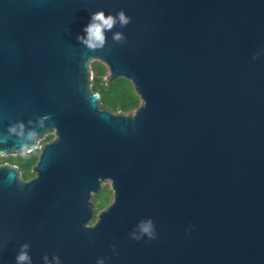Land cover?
<instances>
[{
  "label": "water",
  "instance_id": "obj_1",
  "mask_svg": "<svg viewBox=\"0 0 264 264\" xmlns=\"http://www.w3.org/2000/svg\"><path fill=\"white\" fill-rule=\"evenodd\" d=\"M36 149L0 165V264H264V0H0V156Z\"/></svg>",
  "mask_w": 264,
  "mask_h": 264
},
{
  "label": "trees",
  "instance_id": "obj_2",
  "mask_svg": "<svg viewBox=\"0 0 264 264\" xmlns=\"http://www.w3.org/2000/svg\"><path fill=\"white\" fill-rule=\"evenodd\" d=\"M92 68V90L100 95V106L103 109L112 112H133L141 103L132 83L126 79L120 78L110 85L106 84L105 77L107 75V67L98 62L93 61ZM47 137L45 141L50 140ZM39 150L17 156H0V164L9 163L18 167L23 180H29L35 176L32 172L33 166L37 163ZM111 201V191L105 187L103 191L95 196L94 203L96 209L106 208Z\"/></svg>",
  "mask_w": 264,
  "mask_h": 264
},
{
  "label": "clouds",
  "instance_id": "obj_3",
  "mask_svg": "<svg viewBox=\"0 0 264 264\" xmlns=\"http://www.w3.org/2000/svg\"><path fill=\"white\" fill-rule=\"evenodd\" d=\"M117 15L122 24L127 22L123 11L119 12ZM112 23L113 17L111 15H108L105 18L103 11L91 13L88 22L84 24L81 28V31L84 33V36L88 38L87 41L79 35L77 36V39L80 40L82 43H87L88 47H95L96 45L93 44L91 41L94 39L95 41L102 42L103 36L101 30L111 28ZM115 38H119V34H117ZM142 231L148 233L149 239L155 238V235L149 232L148 227L142 228ZM137 239H139V237H137ZM22 258H26L24 254H20L16 257L17 260H24ZM97 264H102V262L98 261Z\"/></svg>",
  "mask_w": 264,
  "mask_h": 264
},
{
  "label": "flooded vegetation",
  "instance_id": "obj_4",
  "mask_svg": "<svg viewBox=\"0 0 264 264\" xmlns=\"http://www.w3.org/2000/svg\"><path fill=\"white\" fill-rule=\"evenodd\" d=\"M49 136L51 137V139L48 140V141H45V139H46L47 137H49ZM54 136H55L54 133H50V134L46 135L45 139H44L43 141H41V142L39 143V145H42V144H45V143L51 142V141L54 139ZM36 150H38V149H36ZM4 164H9V163H2V164H0V165H4ZM32 178H33V177H32ZM32 178H31V179H32ZM105 182H107V181H105ZM105 182L102 183L100 191H99L98 193L93 194V197H92V202H93V203H94V198H95V196L99 195V194L103 191V189H104L105 187H108V190L111 191V201H110V203L112 202V199H113V193H112L111 187L108 186V185H104ZM110 203H109V204H110ZM109 204H108V205H109ZM95 206H96V205H95ZM96 213H98L97 209H96Z\"/></svg>",
  "mask_w": 264,
  "mask_h": 264
},
{
  "label": "rangeland",
  "instance_id": "obj_5",
  "mask_svg": "<svg viewBox=\"0 0 264 264\" xmlns=\"http://www.w3.org/2000/svg\"><path fill=\"white\" fill-rule=\"evenodd\" d=\"M104 79H105V81H106V77H105ZM104 185H108V186H110V187H111V183H110V182H108V181H107V182H105V183H104ZM94 204H95V203H94Z\"/></svg>",
  "mask_w": 264,
  "mask_h": 264
},
{
  "label": "snow or ice",
  "instance_id": "obj_6",
  "mask_svg": "<svg viewBox=\"0 0 264 264\" xmlns=\"http://www.w3.org/2000/svg\"><path fill=\"white\" fill-rule=\"evenodd\" d=\"M22 259H26V258H22Z\"/></svg>",
  "mask_w": 264,
  "mask_h": 264
}]
</instances>
